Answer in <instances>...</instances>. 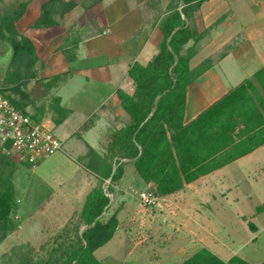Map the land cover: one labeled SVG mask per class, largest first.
Returning <instances> with one entry per match:
<instances>
[{
    "label": "crops",
    "instance_id": "1",
    "mask_svg": "<svg viewBox=\"0 0 264 264\" xmlns=\"http://www.w3.org/2000/svg\"><path fill=\"white\" fill-rule=\"evenodd\" d=\"M22 1L28 4L16 27L35 44L44 64L40 76L64 75L47 94L60 96L61 104L71 110L60 125L44 118L63 141L64 149L30 165L33 176L42 165L61 163L67 167L64 175L59 169L54 173L62 177L64 185L85 184L87 196L96 186L98 174L82 157L88 147L105 156L109 136L130 122L117 91L132 94L130 67L135 62L145 65L158 53L162 39L159 21L170 0H156L155 4L149 0H97L89 6L83 5L84 0H74L77 5L60 24L41 28L33 23L47 0H0V15L15 10ZM187 23L198 34L196 41L187 44L195 47L191 67L202 62L208 66L187 87L185 123L264 69V0H205L188 16ZM123 161L118 181L105 178L112 181L110 194L106 192L108 208L115 206L118 219L105 244L126 233L138 244L155 228L159 259L166 264H180L202 248L224 261L237 255L251 264L264 262V211L255 213L264 199V144L185 182L184 189L193 193L189 206L175 201L171 193L166 197L172 205L155 214L142 209L136 198L134 202L130 199L133 191L152 186L137 174L131 160ZM44 180L48 182L46 177ZM31 183L32 178L16 183L25 197L19 204L23 217L39 202L26 200ZM202 194L203 201L198 198Z\"/></svg>",
    "mask_w": 264,
    "mask_h": 264
},
{
    "label": "trees",
    "instance_id": "2",
    "mask_svg": "<svg viewBox=\"0 0 264 264\" xmlns=\"http://www.w3.org/2000/svg\"><path fill=\"white\" fill-rule=\"evenodd\" d=\"M205 0H170L160 18L162 39L158 53L143 65L135 62L129 69L134 91H117L121 106L131 120L114 131L106 144L107 154L99 155L92 147L84 156L87 166L100 176L99 183L87 194L80 218L85 225L77 241L55 264H102L95 251L107 243L118 223L116 215L100 218L110 204L103 178L118 181L123 175L124 159L131 160L137 174L156 195L173 193L199 175L214 170L264 144V115L251 109L246 121L234 117L237 105L243 103L247 79L201 112L189 123L184 122L188 85L208 66L202 62L191 67L195 47L187 46L198 34L188 25L187 18ZM97 0H84L89 6ZM28 1H22L8 14L0 15V38L12 46L13 53L5 72L0 73V91L19 109L40 122L45 106L35 112L28 107L35 102L28 85L40 80L48 93L64 75L47 79L40 76L44 64L35 44L20 33L16 22L23 15ZM77 3L74 0H47L33 27L58 25ZM264 75V69L256 73ZM47 110L55 125L62 124L71 110L61 104L60 96H52ZM0 150V156H1ZM28 164V163H26ZM116 165L113 170V165ZM31 165V164H28ZM1 168V167H0ZM14 204L11 175L0 170V242L11 231L10 213ZM180 264H251L234 255L228 261L206 248L199 249ZM264 264V262L260 263Z\"/></svg>",
    "mask_w": 264,
    "mask_h": 264
},
{
    "label": "rangeland",
    "instance_id": "3",
    "mask_svg": "<svg viewBox=\"0 0 264 264\" xmlns=\"http://www.w3.org/2000/svg\"><path fill=\"white\" fill-rule=\"evenodd\" d=\"M149 1L153 4L156 3V0ZM162 7L163 5L159 6V16H161ZM8 64L9 62H0V73L3 74L5 72ZM249 80L250 84L247 85L245 94V98L247 99L236 107L234 117L237 121H246L253 108L264 115V75H255V79ZM28 89L31 90L32 99L35 102L28 107L29 112H35L36 109L38 110V107L44 105V112H38V114L53 122L52 112L47 110L52 96L47 94L41 81H32L28 85ZM0 150L2 152L0 156V170L3 169L5 173H9L14 184V204L10 213L12 229L0 242V264H55L56 260L65 253L68 247L77 241L82 230L85 228V225L81 221L80 213L86 199L84 191L86 185L83 183L81 185L69 183L64 185L60 179L62 177L54 173V170L59 169V173L62 176L64 175L67 167H62L61 163L42 165L39 167V171L35 170L36 174L33 176L34 167L22 163L8 152ZM88 153L89 147L85 156ZM105 154H107V149ZM82 158V161H87L84 157ZM29 174L32 177L28 176ZM44 177L47 178L50 184L44 180ZM96 177L94 185H97L100 180L99 175ZM30 178H32V183L28 189L29 193L28 197L26 196V200L39 202L35 204L29 215L23 217V215L19 214V204L25 201V197L17 188L16 183L24 184ZM101 180L106 192L110 194L108 187L112 181L105 178ZM139 191L132 192V198L130 197V199L133 202L135 201L133 198L138 200ZM172 194H174V197L176 196L174 198L175 201L184 202L187 206H189L188 201H192L191 194L193 193L187 190V188L184 189V186ZM215 194L220 195L218 192ZM198 198L203 201L205 195L202 194ZM174 200L172 199L175 203ZM170 203L172 205L171 200ZM263 211L264 199L256 207L255 213L259 214ZM156 212L158 211H152V214ZM112 215H116L117 217L115 206L106 209L100 219L106 221ZM147 234L148 237L138 244L132 241L129 233L122 234L120 239L115 237L112 242L97 249L96 254L102 264H166L162 259H159L158 231L154 228L148 231ZM141 239L143 237H140Z\"/></svg>",
    "mask_w": 264,
    "mask_h": 264
},
{
    "label": "built area",
    "instance_id": "4",
    "mask_svg": "<svg viewBox=\"0 0 264 264\" xmlns=\"http://www.w3.org/2000/svg\"><path fill=\"white\" fill-rule=\"evenodd\" d=\"M0 149L22 163L36 165L64 147L46 120L35 121L0 91ZM138 200L142 209L158 212L166 211L171 204L169 198L151 189L140 190Z\"/></svg>",
    "mask_w": 264,
    "mask_h": 264
},
{
    "label": "water",
    "instance_id": "5",
    "mask_svg": "<svg viewBox=\"0 0 264 264\" xmlns=\"http://www.w3.org/2000/svg\"><path fill=\"white\" fill-rule=\"evenodd\" d=\"M12 46L0 38V62L8 63L12 56Z\"/></svg>",
    "mask_w": 264,
    "mask_h": 264
}]
</instances>
